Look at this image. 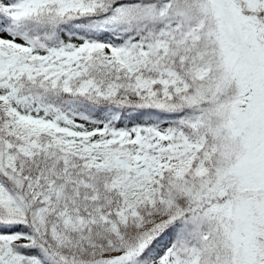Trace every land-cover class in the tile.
<instances>
[{
	"label": "snow or ice",
	"instance_id": "obj_1",
	"mask_svg": "<svg viewBox=\"0 0 264 264\" xmlns=\"http://www.w3.org/2000/svg\"><path fill=\"white\" fill-rule=\"evenodd\" d=\"M0 264H264V0H0Z\"/></svg>",
	"mask_w": 264,
	"mask_h": 264
}]
</instances>
